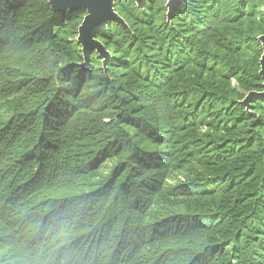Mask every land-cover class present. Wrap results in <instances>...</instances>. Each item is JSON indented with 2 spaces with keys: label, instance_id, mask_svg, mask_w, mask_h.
Instances as JSON below:
<instances>
[{
  "label": "trees",
  "instance_id": "trees-1",
  "mask_svg": "<svg viewBox=\"0 0 264 264\" xmlns=\"http://www.w3.org/2000/svg\"><path fill=\"white\" fill-rule=\"evenodd\" d=\"M0 0V264H264V0ZM232 80L236 86H232Z\"/></svg>",
  "mask_w": 264,
  "mask_h": 264
},
{
  "label": "water",
  "instance_id": "water-1",
  "mask_svg": "<svg viewBox=\"0 0 264 264\" xmlns=\"http://www.w3.org/2000/svg\"><path fill=\"white\" fill-rule=\"evenodd\" d=\"M115 1L118 0H48V5L53 11H85L86 15L82 23L78 27L77 42L81 46V51L84 56V65L87 64L92 52L96 51L102 58V64L106 68L110 60L104 46L96 39L98 32H105L109 25L115 24L127 28L123 19L115 11ZM139 9H143L146 0H132ZM188 0H167V21L171 20L174 11L181 5L186 4ZM263 49V53L259 60V75L264 79V35L258 38ZM258 100L264 102V91L250 92L247 94L241 104L247 109H250L252 101Z\"/></svg>",
  "mask_w": 264,
  "mask_h": 264
},
{
  "label": "rangeland",
  "instance_id": "rangeland-1",
  "mask_svg": "<svg viewBox=\"0 0 264 264\" xmlns=\"http://www.w3.org/2000/svg\"><path fill=\"white\" fill-rule=\"evenodd\" d=\"M262 10H264V7L262 8ZM167 13V12H166ZM86 15V12H85V14L83 15V18H84V16ZM83 18H82V20H81V23H82V21H83ZM124 21V20H123ZM80 23V24H81ZM126 24V23H125ZM112 25H115V24H112ZM80 26V25H79ZM115 26H117V25H115ZM77 33H78V30H77ZM263 35V34H262ZM262 35H259L258 36V38L260 37V36H262ZM77 36H78V34H77ZM77 36H76V38H75V42L76 43H78L77 42ZM101 43V42H100ZM79 44V43H78ZM79 46H80V44H79ZM261 49H262V47H261ZM79 52H80V55L84 58V56H83V54H82V51H81V46H80V48H79ZM106 50V49H105ZM108 54H110L108 51H106ZM262 53H263V49H262ZM262 55V54H261ZM98 56H99V54H98ZM111 56V55H110ZM100 57V56H99ZM260 58H261V56H260ZM260 58H259V60H260ZM100 59H101V63H102V58L100 57ZM110 59H111V57H110ZM109 62V61H108ZM88 63V62H87ZM102 68L104 69V72L105 73H107V65H106V68L103 66V64H102ZM259 70H260V66H259ZM261 77V76H260ZM264 80V79H263ZM232 86H236V83H235V81L234 80H232ZM262 91H264V82H263V86H262V90L261 91H251V92H262ZM250 92H246V93H244L243 92V94H244V98H243V100L245 99V97L247 96V94H249ZM242 100V101H243ZM241 101V102H242ZM253 102V101H252ZM252 102H251V104L250 105H252ZM247 110V109H246Z\"/></svg>",
  "mask_w": 264,
  "mask_h": 264
}]
</instances>
